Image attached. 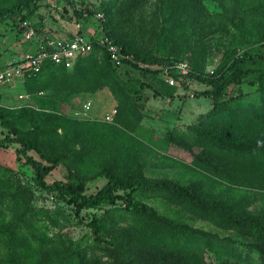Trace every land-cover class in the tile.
<instances>
[{
  "label": "trees",
  "instance_id": "1",
  "mask_svg": "<svg viewBox=\"0 0 264 264\" xmlns=\"http://www.w3.org/2000/svg\"><path fill=\"white\" fill-rule=\"evenodd\" d=\"M40 1L0 3V24L12 21L20 34L17 22L31 18ZM64 1L73 6L75 0ZM205 1L100 0L97 7L85 2L89 17L104 13L105 32L131 56L124 65L155 79L163 66L187 60L192 67L184 89L190 80L207 87L195 96L209 99L211 109L185 131L164 134L165 155L135 133L149 99L144 88L152 97L171 99L175 87L156 80L128 85L98 47L71 70L46 62L22 83L26 104L0 105V127L6 130L0 148L15 146L16 163L32 171L23 183L0 166V264H241L229 259L233 240L191 227L185 216L250 238L257 264H264V208L249 210L251 191L263 193L264 203V0H217L220 11L214 13ZM74 15L87 21L80 12ZM143 29L152 30L153 46L138 42ZM223 35L218 65L204 72L211 43ZM242 84L254 88L247 94L257 93L255 101L247 94L227 95ZM104 88L116 101L113 123L81 121L57 110L62 94ZM175 150L189 157L188 177L146 175L148 163L174 164ZM59 166L64 180L48 183ZM32 187L53 207L34 206ZM151 199L173 206L172 217L144 203ZM67 209L84 223L89 242L74 246L59 226Z\"/></svg>",
  "mask_w": 264,
  "mask_h": 264
},
{
  "label": "rangeland",
  "instance_id": "2",
  "mask_svg": "<svg viewBox=\"0 0 264 264\" xmlns=\"http://www.w3.org/2000/svg\"><path fill=\"white\" fill-rule=\"evenodd\" d=\"M10 1L13 0H0V3L6 4ZM51 1L52 0H41L35 14L32 13L29 15L31 18L25 20L29 23L35 24L36 26L39 24H41V26H46L48 30L58 29L60 22L66 26L71 25L72 19L70 18V14L74 13L73 6L67 1L55 0L52 2L56 3L54 4L56 8H54L53 11H50ZM75 1L81 2L83 0ZM204 4L206 8L212 13L220 11L217 0H206ZM147 7L150 6L147 5ZM148 15L149 11L145 10L144 15L142 16L146 17ZM136 16L137 18H140L139 14ZM84 22L86 26V33L89 32V29L92 26L96 25L92 18L89 19V22ZM134 24L137 25L136 18H134ZM142 26L148 27L146 24H142ZM152 35V30L143 29L141 35L138 34V42L143 45L153 46L154 40ZM226 41L227 39L223 35L211 43L210 55L203 67L204 72H211L218 65L221 52L224 48L223 44ZM261 50L264 51V45ZM32 51V45L24 40L22 34H18L13 31L12 21H7L5 24H0V69L18 62L27 53ZM155 54L158 57H162L161 51L156 52ZM182 62L186 63L191 70L192 64L190 62L187 60H182ZM117 68H119L117 69L116 73L117 77L131 86L137 85L136 82L145 84H149L154 80L165 82L161 73L157 74V77L153 79L152 76L143 74L124 64ZM153 68H156V66ZM175 89V94L171 99L163 97L155 98L151 96L150 89L144 88L143 90L144 94L149 96V99L142 111V121L138 126L135 135H138L140 139L146 142L148 146L152 148L151 150L159 152L162 155H165L167 150L163 140L164 134H167L173 130L180 132L185 131L188 126L197 122V119L201 115L205 114L211 109V102L209 99L195 96L196 93L207 89V87L203 84H200L194 80H190L187 89H184L183 86H176ZM251 90H254V88L247 86V84H242L239 86L230 87L227 90V95L235 96L239 93L244 95L249 93ZM20 93H23V88L22 84L19 82L11 86H0V105L10 108L17 107L18 104H21L16 98V96ZM41 94L43 93H40V95ZM246 96L247 98L255 101L258 97V94H247ZM57 100L58 112L67 114L72 118L81 121L92 120L104 122L103 120L106 114L111 113L113 110L116 111V101L107 88L98 90L95 93H79L69 96L62 94L61 96L57 97ZM87 102H89L91 105L89 110L84 114L83 106ZM5 132L6 130L0 127V138ZM14 148L15 146L6 149L0 148V166L2 168H8L12 170L23 183H29V178L32 171L28 166H19L16 163ZM173 156L174 164L164 159L162 162L163 167L161 166L159 168H155L153 167L152 162L148 163L145 169L146 175L152 177H168L183 181L185 177H188V175L191 174L189 173L191 170L188 166L189 164L187 163V161H189V157L182 151L177 150H175ZM156 158L158 159L156 156L153 158V161L156 160ZM181 161L187 165L181 163ZM175 162H180L181 166L177 165ZM65 176V169L59 166L46 177V181L51 183L57 180H64ZM32 190L35 192L33 200L34 206L43 208L53 207V205L47 201L38 191H36L34 187H32ZM250 193L255 200L253 201L249 210L256 213L264 208V203L261 199L263 193L258 191H251ZM144 203L155 209L159 214L172 217L171 209L173 206H170L164 200L151 199L144 201ZM95 213H99V211H95ZM66 215V219L62 220L59 226L63 228V230L69 235L73 245H83L89 242L91 236L88 232V229L84 226V223H81V221L74 218L68 209L66 211ZM184 221L187 225L196 229L216 234L221 238H230L233 240L234 251H232L231 256H229L230 261H236L241 264H257L258 255L248 247V245H250L252 242L250 238L241 236L231 230L217 228L204 220L191 219L188 216H185ZM205 259L208 263H214V258L212 255H206Z\"/></svg>",
  "mask_w": 264,
  "mask_h": 264
},
{
  "label": "built area",
  "instance_id": "3",
  "mask_svg": "<svg viewBox=\"0 0 264 264\" xmlns=\"http://www.w3.org/2000/svg\"><path fill=\"white\" fill-rule=\"evenodd\" d=\"M52 1L50 11L56 8L54 5L56 3ZM85 2L97 7L100 4V0L73 1L74 12L82 13L83 18L87 20L86 22H89V19L92 18L96 23L95 26L89 27L88 33L85 32L84 19L77 20L74 13L70 14L71 25L66 26L60 22L58 29L53 30H48L43 25L40 27L26 20H19L17 22V30L21 32L20 34H22L24 40L32 45L33 51L27 53L18 62L0 70V86H11L18 82L22 84L26 77L38 73L46 62L71 70L77 59L91 54L94 51V47L101 48L115 67H120L127 60H130L131 56L122 53L120 48L105 32L103 27L105 21L104 13L96 12L92 17H89ZM190 72L189 66L179 61L163 66L161 74L165 83L169 86L182 87L185 77ZM16 98L21 103L17 107H20L26 104V101L29 100V95L20 93ZM90 105L89 102L84 104V114L89 110ZM115 114V110L106 114L103 121L112 123Z\"/></svg>",
  "mask_w": 264,
  "mask_h": 264
}]
</instances>
